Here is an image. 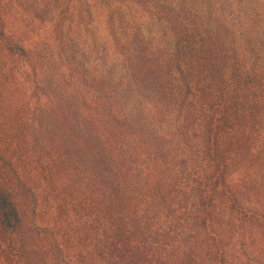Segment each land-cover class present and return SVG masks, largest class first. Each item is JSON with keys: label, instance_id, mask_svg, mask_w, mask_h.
I'll list each match as a JSON object with an SVG mask.
<instances>
[{"label": "trees", "instance_id": "trees-1", "mask_svg": "<svg viewBox=\"0 0 264 264\" xmlns=\"http://www.w3.org/2000/svg\"><path fill=\"white\" fill-rule=\"evenodd\" d=\"M74 1L54 24L67 63ZM131 1L176 41L170 56L145 46L127 56L155 93L148 117L115 110L105 77L80 73L87 92L44 94L34 83L42 57L0 13V264H264L262 58L250 64L230 46L216 2L195 16L188 0ZM107 20L113 32L114 13ZM171 114L178 128L168 133Z\"/></svg>", "mask_w": 264, "mask_h": 264}, {"label": "rangeland", "instance_id": "rangeland-1", "mask_svg": "<svg viewBox=\"0 0 264 264\" xmlns=\"http://www.w3.org/2000/svg\"><path fill=\"white\" fill-rule=\"evenodd\" d=\"M63 1L66 4L67 0H0V13L9 28L7 33H12L26 48L42 57L44 67H39L34 83L44 90V94L53 95L64 92L66 88L73 92V88L77 86L84 93L87 89L82 87L80 73L90 79L105 77L114 83V89L117 90L112 91L116 98L112 101L115 110L132 111L140 107L144 116L148 117L155 108V93L132 77L126 59L130 52L134 53L136 46H145V49L150 48L156 53L170 56L176 46L170 27L154 18L146 7L142 8L131 0H108L109 3L105 5H101L98 0L74 1L73 13H70L72 16L64 26L63 49L66 51L63 50L62 53L64 58H68L67 63L61 60L62 46L55 39L54 32V24L60 16L59 7ZM157 1L168 6L180 2ZM211 1L216 2L215 11H212L214 19L224 22V36L228 38L230 46L246 52L250 64L262 58L263 61L258 67H264V0ZM188 2L193 5L192 14L195 16L202 14L201 11L206 13L209 8L207 0L201 3L197 0ZM214 4L211 3L212 6ZM108 13H114L113 32L107 20ZM43 16L51 20V24H42L40 18ZM206 16L208 15L204 17ZM46 63H50L53 70L49 69ZM252 66L249 65L248 68L251 69ZM25 70L28 75L29 71L26 68ZM18 74L25 78L22 76L23 68ZM18 81L17 79L16 82ZM31 81L33 80L28 79V83ZM7 82L6 79L3 81L0 75V87ZM64 83L65 86H58ZM32 85L29 88L25 84L21 89L29 96L34 90ZM86 96V100H92L89 92ZM38 98L41 106L47 104V98L42 97L41 91ZM34 102L35 100L31 104ZM165 128L168 133L178 128L175 115L169 116ZM261 138L260 144L264 145V132ZM261 147L264 149V146ZM5 154L11 155V150Z\"/></svg>", "mask_w": 264, "mask_h": 264}]
</instances>
